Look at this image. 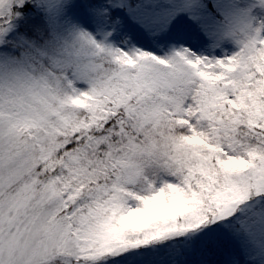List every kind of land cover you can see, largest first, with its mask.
I'll return each mask as SVG.
<instances>
[{
    "label": "snow or ice",
    "instance_id": "1",
    "mask_svg": "<svg viewBox=\"0 0 264 264\" xmlns=\"http://www.w3.org/2000/svg\"><path fill=\"white\" fill-rule=\"evenodd\" d=\"M0 264H264V0H0Z\"/></svg>",
    "mask_w": 264,
    "mask_h": 264
}]
</instances>
